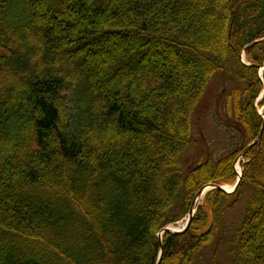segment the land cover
Returning a JSON list of instances; mask_svg holds the SVG:
<instances>
[{"label": "trees", "instance_id": "1", "mask_svg": "<svg viewBox=\"0 0 264 264\" xmlns=\"http://www.w3.org/2000/svg\"><path fill=\"white\" fill-rule=\"evenodd\" d=\"M263 63L264 0H0V264H155L197 191L234 183ZM222 72L227 150L186 167ZM243 159L234 192L162 234L159 264H219V246L222 264H264V131Z\"/></svg>", "mask_w": 264, "mask_h": 264}, {"label": "rangeland", "instance_id": "2", "mask_svg": "<svg viewBox=\"0 0 264 264\" xmlns=\"http://www.w3.org/2000/svg\"><path fill=\"white\" fill-rule=\"evenodd\" d=\"M233 85L234 80L228 72L218 73L209 83L205 95L196 108L193 126V134L196 142L194 147L185 156L186 158H184L186 167L193 164L200 154L218 157L226 152L227 137L225 135L226 132L221 126V122L225 120V115L223 113V93ZM260 99L261 96L258 101H256L258 110L261 108L259 104ZM236 166L238 170L241 168L239 164ZM232 184L233 183H225L221 185L226 189L227 186H232ZM245 202L246 198L243 197L227 211L224 225L227 230L240 222ZM183 223L184 219L174 224V227L179 228ZM215 245L216 243L214 242L210 247L211 249L209 248L208 254L212 255L211 250L215 248ZM223 250L225 251V247H217L216 261L219 260V264H222L225 262L224 259H227Z\"/></svg>", "mask_w": 264, "mask_h": 264}, {"label": "water", "instance_id": "3", "mask_svg": "<svg viewBox=\"0 0 264 264\" xmlns=\"http://www.w3.org/2000/svg\"><path fill=\"white\" fill-rule=\"evenodd\" d=\"M263 118H264V106H263ZM263 129H264V124L262 125L259 133L257 134V136L253 139V141L242 151V153H245L247 150H249L252 146H254L260 139H261V136H262V133H263ZM240 180V177L238 178L236 184L234 185V188H236L238 182ZM208 188H218V189H221V190H224L226 191L221 185H216V184H208V185H205L203 186L198 192H197V195H196V199L195 201L191 204L190 206V209H189V212H188V215H187V221L185 223V225L181 228V229H174V228H171V227H164L162 229V232H176V233H182L184 232L185 230H187L188 226H189V223L191 221V218L196 210V200L199 199L203 193L205 192V190H207ZM159 248H160V253H159V257H158V260L155 264H159L160 263V260H161V253H162V243L160 242L159 244Z\"/></svg>", "mask_w": 264, "mask_h": 264}, {"label": "bare ground", "instance_id": "4", "mask_svg": "<svg viewBox=\"0 0 264 264\" xmlns=\"http://www.w3.org/2000/svg\"><path fill=\"white\" fill-rule=\"evenodd\" d=\"M259 74H260V77L264 80V71L262 70H259ZM259 111L261 112V108H259ZM237 167V166H236ZM238 168V167H237ZM240 171V170H238ZM232 188V186H227L226 189L227 190H230Z\"/></svg>", "mask_w": 264, "mask_h": 264}]
</instances>
